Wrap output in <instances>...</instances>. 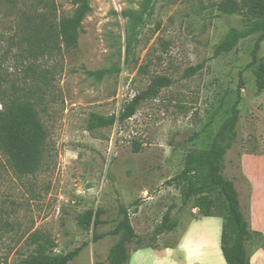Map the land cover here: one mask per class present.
Here are the masks:
<instances>
[{
  "label": "rangeland",
  "instance_id": "1",
  "mask_svg": "<svg viewBox=\"0 0 264 264\" xmlns=\"http://www.w3.org/2000/svg\"><path fill=\"white\" fill-rule=\"evenodd\" d=\"M221 1L90 0L78 46L66 47L56 35L42 55L27 41L32 26L44 21L58 34L60 21L78 5L74 0H0V116L12 100L28 98L38 102L48 131L34 173L15 172L0 152V264H19L34 248L26 243L34 231L55 241L52 255L79 249L69 264H111L109 251L120 235L93 238L115 228L121 206H127L143 237L142 248L158 242L152 236L167 212L179 224L160 244L185 252L198 230L193 235L210 246V229H222L223 218L204 216L195 199L184 205L172 179L188 152L209 148L238 93V138L226 155L224 175L234 180L246 206L250 186L242 165L250 155L264 156V91L256 89L251 65L259 33L229 53L216 54L215 46L231 28L251 23L241 11L221 12ZM259 56L264 59V41ZM193 67L197 70L189 73ZM157 76L172 83L141 100L132 117L120 119ZM93 113L117 120L89 130ZM91 209L104 210L97 227L82 222ZM207 217L213 221H204ZM253 244L263 243L255 236ZM209 246L199 252L211 255ZM138 249L129 245L131 255Z\"/></svg>",
  "mask_w": 264,
  "mask_h": 264
},
{
  "label": "trees",
  "instance_id": "2",
  "mask_svg": "<svg viewBox=\"0 0 264 264\" xmlns=\"http://www.w3.org/2000/svg\"><path fill=\"white\" fill-rule=\"evenodd\" d=\"M78 5L72 16L63 18L58 27V34L50 27L44 25V21L32 26L27 36L30 48L34 51L47 53L52 46V39L57 35L66 47H77L82 31V23L85 15L90 11V0H74ZM218 9L223 13H245L251 23L243 28H231L223 39L215 46V53H229L244 38L259 33L251 52V65L254 74V85L259 92L264 91V59L259 56V51L264 41V0H222L218 3ZM55 34V35H54ZM196 67L189 68L193 73ZM101 73V72H100ZM172 83L167 76H157L149 87L129 102L120 119L132 117L141 100L157 95L163 87ZM239 88H243L240 80ZM2 83L0 78V99L2 98ZM242 101L241 93H238L231 114L223 121L215 132L209 148L203 151H190L185 157L184 166L172 179L178 187L181 200L187 205L192 199L196 200V208L204 216L218 215L223 218L221 233V250L227 264H250L247 251L248 242L255 236L262 240L264 237L254 232L250 226L248 217L241 207L239 192L234 180L224 175L225 160L228 151L235 145L238 138L237 126L240 121ZM8 104L0 116V152L5 154L11 167L19 174L34 173L42 162L48 131L37 108V101L28 98L15 99ZM117 117L93 113L88 122L89 130L110 127L115 124ZM103 209L87 211L82 222L90 227H97L104 221L101 215ZM120 220L115 228L107 233L97 234L94 240L106 235H120L119 240L109 251L111 264H128L131 254L129 245L136 243L144 247L143 237L137 233L131 223L127 206L120 208ZM178 220L172 218L169 212L165 213L162 221L155 227L152 240L160 235L174 231L178 226ZM26 243L34 245V248L21 260L19 264H69L79 253V249L65 254L52 255L51 250L56 246L55 241L38 231H34L26 238Z\"/></svg>",
  "mask_w": 264,
  "mask_h": 264
},
{
  "label": "crops",
  "instance_id": "3",
  "mask_svg": "<svg viewBox=\"0 0 264 264\" xmlns=\"http://www.w3.org/2000/svg\"><path fill=\"white\" fill-rule=\"evenodd\" d=\"M246 158L248 161H244L242 165V173L246 179V182H248L250 189L248 190V201L246 206L243 205L242 199L244 196L242 197L241 192L238 191L239 198H241L240 203L243 212L245 213L246 211L245 215L249 219L252 230L262 234L264 237V156L250 155V158ZM207 220L213 221L208 217L204 221ZM220 229L221 228L218 227L216 230L215 225H213V227L210 229L212 231V236L209 239L210 246L209 243L200 244L199 238L193 235L194 233L196 234L198 230L194 233L192 232V238L188 242L189 246L185 252L184 250H179V248H168L160 244L162 240L161 237L166 235L164 233L162 236H159L158 242L155 245L141 248L134 252L130 257L129 264H227L221 250L220 239L222 229ZM207 245L211 248V255L210 252H199L201 247H205ZM166 250L169 254L170 261H166L164 259ZM247 251L250 264H264L263 247L257 246L253 244L252 241H250L247 244ZM143 256L150 257L151 259L141 261L140 258ZM136 258L138 259L135 260Z\"/></svg>",
  "mask_w": 264,
  "mask_h": 264
}]
</instances>
